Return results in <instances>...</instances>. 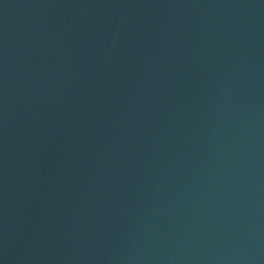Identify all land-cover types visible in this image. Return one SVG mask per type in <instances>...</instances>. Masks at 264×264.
Instances as JSON below:
<instances>
[{
    "label": "water",
    "instance_id": "obj_1",
    "mask_svg": "<svg viewBox=\"0 0 264 264\" xmlns=\"http://www.w3.org/2000/svg\"><path fill=\"white\" fill-rule=\"evenodd\" d=\"M137 87L264 192V0H0Z\"/></svg>",
    "mask_w": 264,
    "mask_h": 264
}]
</instances>
